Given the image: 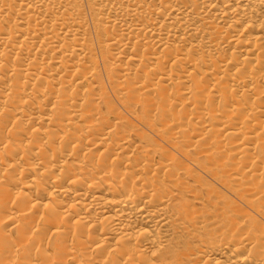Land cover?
Segmentation results:
<instances>
[{"label":"bare ground","instance_id":"bare-ground-1","mask_svg":"<svg viewBox=\"0 0 264 264\" xmlns=\"http://www.w3.org/2000/svg\"><path fill=\"white\" fill-rule=\"evenodd\" d=\"M0 264H264V0H0Z\"/></svg>","mask_w":264,"mask_h":264}]
</instances>
